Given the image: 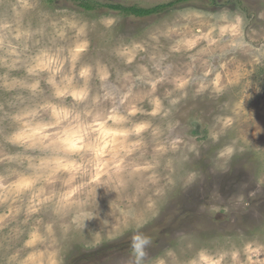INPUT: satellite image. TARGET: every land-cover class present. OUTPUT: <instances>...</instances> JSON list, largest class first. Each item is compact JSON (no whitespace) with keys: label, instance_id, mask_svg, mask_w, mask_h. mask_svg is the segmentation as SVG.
Returning <instances> with one entry per match:
<instances>
[{"label":"rangeland","instance_id":"1","mask_svg":"<svg viewBox=\"0 0 264 264\" xmlns=\"http://www.w3.org/2000/svg\"><path fill=\"white\" fill-rule=\"evenodd\" d=\"M136 229L264 264V0H0V264H128Z\"/></svg>","mask_w":264,"mask_h":264},{"label":"trees","instance_id":"2","mask_svg":"<svg viewBox=\"0 0 264 264\" xmlns=\"http://www.w3.org/2000/svg\"><path fill=\"white\" fill-rule=\"evenodd\" d=\"M47 3L54 4L60 0H44ZM192 0H170L163 3H157L152 6H139L136 4H122L117 2H99L97 0H71V3L78 9L85 12H94L102 9L118 12L124 16L135 18L150 17L169 11L182 3ZM92 255V254H90Z\"/></svg>","mask_w":264,"mask_h":264},{"label":"clouds","instance_id":"3","mask_svg":"<svg viewBox=\"0 0 264 264\" xmlns=\"http://www.w3.org/2000/svg\"><path fill=\"white\" fill-rule=\"evenodd\" d=\"M94 216V215H93ZM93 216H85L83 219L92 218ZM152 238L144 233L140 232L138 229L132 232V235L129 239V260L128 264H145L146 259L148 258V249L152 246Z\"/></svg>","mask_w":264,"mask_h":264}]
</instances>
